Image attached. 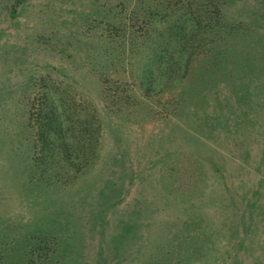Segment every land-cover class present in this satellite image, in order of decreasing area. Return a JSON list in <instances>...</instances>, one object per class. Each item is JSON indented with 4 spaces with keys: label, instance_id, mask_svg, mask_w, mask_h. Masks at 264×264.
<instances>
[{
    "label": "rangeland",
    "instance_id": "rangeland-1",
    "mask_svg": "<svg viewBox=\"0 0 264 264\" xmlns=\"http://www.w3.org/2000/svg\"><path fill=\"white\" fill-rule=\"evenodd\" d=\"M0 264H264V0H0Z\"/></svg>",
    "mask_w": 264,
    "mask_h": 264
}]
</instances>
